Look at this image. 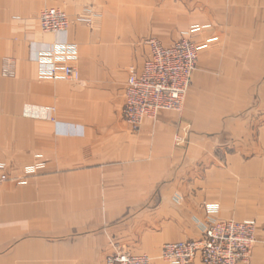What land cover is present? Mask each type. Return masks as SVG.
Instances as JSON below:
<instances>
[{
	"label": "crops",
	"instance_id": "0c3cea01",
	"mask_svg": "<svg viewBox=\"0 0 264 264\" xmlns=\"http://www.w3.org/2000/svg\"><path fill=\"white\" fill-rule=\"evenodd\" d=\"M198 1L192 6L233 41L202 55L181 113L160 112L134 131L125 94L130 68L148 57L152 16L185 26L190 1L169 9L155 0H0V163L11 178L0 189V264H106L111 241L167 264L165 244L201 237L205 204L219 205L221 220L257 223L249 264H264V134L252 158L237 153L220 166L208 135L236 121L220 118L225 106L199 100L212 87L213 95L255 89L264 97V0ZM48 8L71 21L78 82L41 76L37 51L65 39L42 32ZM92 14L102 18L88 23ZM235 58L240 68L212 76V64ZM186 125L187 143L177 146ZM34 166H44L38 176L17 181Z\"/></svg>",
	"mask_w": 264,
	"mask_h": 264
},
{
	"label": "built area",
	"instance_id": "2783aa9c",
	"mask_svg": "<svg viewBox=\"0 0 264 264\" xmlns=\"http://www.w3.org/2000/svg\"><path fill=\"white\" fill-rule=\"evenodd\" d=\"M41 30L45 34L65 36L36 54L43 80L79 81V72L71 62L77 49L66 36L71 26L68 15L60 9L48 8L40 14ZM148 57L140 68H131L125 94L123 116L138 131L147 120L157 119L160 112H181L198 67L199 47L187 40L164 46L147 40ZM190 127L176 136V143H187ZM11 178L6 165L0 163V189ZM207 220L201 223L199 239L165 244L159 258L167 264H249L257 245L255 221H223L219 210L207 206ZM148 255L119 251L107 257V264H152Z\"/></svg>",
	"mask_w": 264,
	"mask_h": 264
},
{
	"label": "rangeland",
	"instance_id": "374dc122",
	"mask_svg": "<svg viewBox=\"0 0 264 264\" xmlns=\"http://www.w3.org/2000/svg\"><path fill=\"white\" fill-rule=\"evenodd\" d=\"M155 1L157 3L168 2L167 4L165 3V5L168 6L169 9H173V8L176 9L178 6V0H155ZM189 1L191 5L188 6L186 4V7L184 8L185 9V20H186L185 26L178 25V22H175L173 25L170 24L169 25L170 28H169L164 23L157 22L156 17L162 18V13L161 14L155 13L152 16V19H153L152 23L154 27L152 31H149L148 39L149 40L154 39L156 41H159L161 44H163L162 43L163 40H165L166 42L175 41V43L187 40L193 44H196V46L199 47L200 49L199 50L200 51L199 61H200L202 55L210 51L216 45H218L221 42L220 41L221 39H229L233 41V32H225V30L223 29L221 30L219 28L221 27V25L216 24V22L212 20L210 15L204 12H199L198 7L197 9H195L194 6L192 5L195 2L198 5L199 3L198 0H188V2ZM156 7L157 9L158 8L161 9V6L155 5V8ZM92 16L93 18L88 23L92 21L94 22V20L98 21L99 18L100 19L102 18L101 15L92 14ZM175 18H177V16H175ZM249 33L253 35L250 37H254V34L256 32L250 31ZM148 39L145 40V43ZM234 52L235 54H237L236 51ZM236 59L238 58L232 59L231 62H227L228 64H224L223 62H222L223 64L222 63L212 64L213 71L210 69L212 71L211 72L212 76L217 78L216 75L219 74V70H224L225 66H227L226 68L230 67V69H232V66H234V69L238 67L240 68L242 65L241 60L238 59L237 61ZM198 66H199V62H198ZM211 90H209L208 92L202 93L201 97L199 98L200 102L201 103L213 102V103H218V105L225 106V110L224 109L220 110L221 114H223V117L221 116L220 118L229 119V121H231V119H235L236 121L235 122L236 125H234L233 127L225 128L223 131L208 135V137L209 136L211 137V141L217 145L216 154L218 155L219 165L222 167H225L227 165V157L229 155H233L237 153H243L244 155H247L248 157L244 158L246 160L252 158L259 150V142H258L259 135L264 134V97L263 95L258 94V92L254 94L255 89H254V92L250 94H237V95L227 94L225 96H222L220 94L213 95ZM235 90H237V88H235ZM186 99H187V96L185 98L184 105H185ZM181 112H178V113H181ZM225 113L227 117H225L226 116L224 115ZM185 127L191 128L190 125H186ZM185 145H182V146H185ZM43 167L44 166L42 167L34 166V167L28 168L26 170V173L22 176V178L17 181L23 183V181L27 180L28 178H33L35 176H38V171H39L38 168L41 169ZM207 206H215L219 210V213L221 211L220 206L214 205V204H205L204 206L205 211L207 209ZM219 213L217 215V218L219 216ZM122 250L128 251L125 248H123V246L117 244V242L111 241L109 243L107 251L105 252V256H104L105 263H106L107 257L112 256ZM128 252H131V251H128ZM131 253L135 255H148V254H136L133 252Z\"/></svg>",
	"mask_w": 264,
	"mask_h": 264
}]
</instances>
